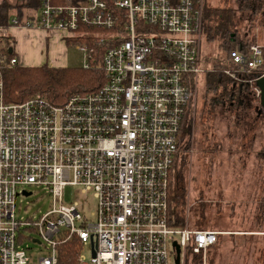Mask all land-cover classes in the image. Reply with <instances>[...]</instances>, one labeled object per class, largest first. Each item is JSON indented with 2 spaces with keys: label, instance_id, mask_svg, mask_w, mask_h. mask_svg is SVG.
<instances>
[{
  "label": "built area",
  "instance_id": "2783aa9c",
  "mask_svg": "<svg viewBox=\"0 0 264 264\" xmlns=\"http://www.w3.org/2000/svg\"><path fill=\"white\" fill-rule=\"evenodd\" d=\"M21 1H35L26 8L32 15L11 7L1 36L12 29L61 33L82 54L81 69L98 71L101 81L58 105L39 95L7 103L3 68L18 63L0 57V264H30L24 239L48 252L36 264H60L61 247L74 239L75 264H84L87 246L89 264H209L224 234L167 221L184 119L200 75L211 72L201 67L205 1ZM228 62L234 70L223 73L259 100L264 47L233 50ZM33 186L44 188L51 209L17 218L16 199ZM68 187L92 194L89 217L83 204L66 200Z\"/></svg>",
  "mask_w": 264,
  "mask_h": 264
},
{
  "label": "rangeland",
  "instance_id": "374dc122",
  "mask_svg": "<svg viewBox=\"0 0 264 264\" xmlns=\"http://www.w3.org/2000/svg\"><path fill=\"white\" fill-rule=\"evenodd\" d=\"M6 1L2 0L1 5ZM204 1L208 7L223 5L222 0ZM228 2L240 25L237 39L244 44L245 40L252 38L251 44L256 43L264 47V17L257 14L250 20L248 15L237 12L233 0ZM13 4L25 10L24 17L32 15L31 8ZM0 38L6 40L1 34ZM22 41L24 46L18 38L16 39V50L14 41L11 40L6 41L5 46L1 48H10L12 45L11 52L15 50L17 54L19 47L27 52L35 50L38 56L47 57V64H44L47 67L50 66L52 56L63 53L67 68L82 67V54L69 43L54 42L48 35L38 40L42 46L32 47L31 40L25 38ZM223 55L220 40L217 37L207 39L203 33L201 67L205 71H212V63ZM18 64L16 66L26 63ZM226 65L224 70H234L228 60ZM223 75L232 82V86L240 90L241 98L236 102L238 109L229 113L226 104L216 100L210 132H205L208 130L203 125L206 108L203 89L205 73H202L195 100L184 119L183 128L188 134L181 139L176 161V171L183 177L186 189L184 221L190 228L219 231L224 234L219 237L217 245L208 257L209 264H264V111L258 114L254 110H247L252 96L249 92L248 96L246 95L244 86H241L239 81L230 79L224 73ZM236 79L239 80L237 76ZM209 97L214 99L216 95L210 94ZM256 103L254 102V105L259 107V100L258 104ZM206 148L212 153L206 152ZM26 190L31 193L29 197L19 196L16 199L17 218L34 220L51 209V200L44 188L33 186L27 187ZM65 197L68 202L83 204L87 217L94 211L95 200L92 194L80 195L78 188L68 187ZM24 236L37 238L29 232ZM23 248L30 257V264H36L39 258L48 255L42 246L33 244L28 239L23 240ZM80 255L84 257V264H89L88 246L80 250Z\"/></svg>",
  "mask_w": 264,
  "mask_h": 264
},
{
  "label": "trees",
  "instance_id": "16d2710c",
  "mask_svg": "<svg viewBox=\"0 0 264 264\" xmlns=\"http://www.w3.org/2000/svg\"><path fill=\"white\" fill-rule=\"evenodd\" d=\"M222 2L223 5H221V7H204L203 33H205L207 39L212 40L214 37H217L220 40L221 48L224 53L222 58L212 63L211 73L209 72L204 76L203 89L205 93L204 106L206 111L204 113L203 125H205L206 130H208L205 132H210L213 105L216 100H219L220 103L224 105L226 104L227 110L231 113L238 109L236 102L241 98L240 90L232 86V82L223 75V70L227 67L226 64L230 52L239 49L242 42L237 39L240 25L236 20L234 11L229 7L230 3L228 0H222ZM13 3H18L26 7L35 6V1L31 3L28 1L7 0L5 4L0 5L1 28H6L8 26V22L6 21L8 9L18 6ZM233 3L235 8H237V12L242 15H248L250 13L254 18L257 14L264 17V0H233ZM22 15L24 16V13ZM22 15L21 11H19L18 17L23 18ZM7 37H4L6 39L5 41L0 38V57H4L6 62L13 57V53H9L7 50L9 46L5 49L1 48V46H5L4 43H7L9 40L13 41L11 37ZM2 41H4V43ZM249 43L250 41L247 44ZM95 81H101V75L96 70H83L81 68L52 69L45 65L40 67L5 66L3 68V90L4 98L7 103H21L33 96L39 95L58 105L62 104L66 98L73 93L91 91L92 88L90 87ZM244 92H246L248 96L249 90L244 88ZM210 94H214L216 97L211 99L209 97ZM254 102L258 104V100L253 98L252 102L248 103L247 110L258 112V105L255 106ZM187 134V131L185 132L182 127L180 142ZM244 146V149H246V145ZM206 152L212 153L208 148H206ZM178 157L179 152L177 153V158ZM176 167L175 162L172 169L169 171L167 221L171 227L179 228L184 224L183 211L186 189L184 179L180 173L176 171ZM200 218L202 220V213ZM78 252L79 247L74 239L71 243L61 247L59 253V260H61L60 264H75V256Z\"/></svg>",
  "mask_w": 264,
  "mask_h": 264
},
{
  "label": "crops",
  "instance_id": "0c3cea01",
  "mask_svg": "<svg viewBox=\"0 0 264 264\" xmlns=\"http://www.w3.org/2000/svg\"><path fill=\"white\" fill-rule=\"evenodd\" d=\"M253 17L254 16L252 14H250V13L248 14V18L250 20H252ZM251 31H253V29ZM47 35L48 34H46L43 31H40V30L12 29V30H9V32H8V36H10L14 41L15 50H16V45H17L16 44L17 38H18V40L22 46H24L23 41H22L23 38H25V40H28V41L31 40V42L33 43L32 47H34L37 45L42 46V43L39 42L38 40L39 39L42 40L43 37L47 36ZM49 35L48 36L50 39H52V41H54V42L59 41V42L64 43L62 40V34L61 33H53V34H49ZM251 37H253V32H252ZM34 38H36V39H34ZM251 40H252V38H251ZM251 40H249V39L245 40L244 44L242 43L241 46L239 45L240 48L242 47L245 50L247 47H249L251 45L250 43L247 44ZM252 44H254V43H252ZM15 50L12 53H13V57L16 58L17 63L18 62L26 63V64H23V66H21V67H40V66H44V64H47V57L38 56V52L35 50H32V51L30 50V52H27V50L21 49V47H19L18 54H17V52L15 53ZM66 61L67 60L63 56V53L55 54V56H52V60L50 61L49 68H52V69L67 68V62ZM19 64L22 65L21 63H19Z\"/></svg>",
  "mask_w": 264,
  "mask_h": 264
},
{
  "label": "water",
  "instance_id": "95a60500",
  "mask_svg": "<svg viewBox=\"0 0 264 264\" xmlns=\"http://www.w3.org/2000/svg\"><path fill=\"white\" fill-rule=\"evenodd\" d=\"M9 53L11 50L8 51ZM256 87L260 91V97H259V107L257 108L258 114L262 113L264 111V78L258 79L255 83ZM28 195V194H25ZM175 249H176V254H179V248L174 244ZM175 264H178V258L175 261Z\"/></svg>",
  "mask_w": 264,
  "mask_h": 264
}]
</instances>
